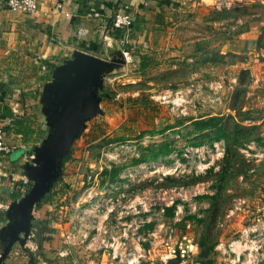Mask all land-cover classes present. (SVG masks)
Returning <instances> with one entry per match:
<instances>
[{
  "label": "rangeland",
  "instance_id": "1",
  "mask_svg": "<svg viewBox=\"0 0 264 264\" xmlns=\"http://www.w3.org/2000/svg\"><path fill=\"white\" fill-rule=\"evenodd\" d=\"M244 7L221 16L228 25L239 18L244 27L255 19H249ZM206 19L186 13L181 25L192 30L195 39L209 29ZM260 28L258 41L264 47V27ZM222 32L226 38V29ZM216 50L212 40L188 45L180 56L162 55L158 63L143 68L132 57L113 72L103 69L95 91L100 114L82 120L59 158L56 177L38 201L43 207L31 211L28 231L36 234L41 260L46 264H264L260 103L264 88L256 87L241 67L222 69L227 62L246 59L245 55L228 51L220 55ZM233 72L237 86L234 90L225 86L224 94L217 95L221 78ZM248 89L255 93L246 95ZM230 95L235 97L231 104L247 107L225 117L228 142L214 140L210 131L193 130L189 119L223 111ZM245 118L262 120L257 125L236 122ZM56 127L51 122V131ZM163 142L170 144L172 153L134 162ZM100 165L119 166L121 171L113 180L100 173L102 194L91 205L77 203L89 185L87 174ZM172 204L173 214L164 215L162 207ZM149 221L154 223L150 230L143 227ZM26 233L20 231L12 246H21L28 255L23 244ZM183 234L186 239L180 237ZM170 251L172 256L165 258Z\"/></svg>",
  "mask_w": 264,
  "mask_h": 264
},
{
  "label": "crops",
  "instance_id": "2",
  "mask_svg": "<svg viewBox=\"0 0 264 264\" xmlns=\"http://www.w3.org/2000/svg\"><path fill=\"white\" fill-rule=\"evenodd\" d=\"M36 1L37 10L32 14L11 11L0 5V99L2 106H8L21 121V124H13L0 113L5 142L14 146L9 153L0 155V254L9 240L15 205L25 194L27 185L33 182L31 173L37 163L32 156L44 144L49 132L48 91L76 53L88 52L107 62L108 52L118 46L128 51L131 58L149 65L158 63L162 55L180 56L188 45L197 47L216 40V53L224 55L228 51L232 55L246 56L241 61L227 62L222 68L224 72L241 67L256 87L264 88V47L258 41L260 27H264V6H260L264 0H248L238 7L220 9L207 0H120L118 7L130 13L134 21V27L126 33L111 25L107 27L116 0ZM258 5L259 10L256 9ZM240 7L248 8L249 19L251 16L255 19L243 27L239 18H232L233 22L228 25L222 12L227 10L234 14ZM257 10L259 13L254 14ZM186 13H199L207 18L209 29H205L201 37L193 39V31L183 29L181 20ZM222 29H226V38H223ZM237 83L235 72L222 77L217 85V95L221 91L224 94L225 86L233 89ZM254 93L253 90L246 91V95ZM256 97L260 98L258 94ZM222 98L219 97L220 101ZM234 99V95H230L223 111L206 113L203 117L215 114L226 119V116H234L238 109L244 112L245 103L237 107L231 104ZM260 103L264 109V102ZM260 121L245 118L243 122H236L257 125ZM219 142L225 143L224 140ZM64 160L62 158L61 164ZM13 193L21 195L12 199ZM41 206L37 202L34 208L37 211ZM30 260V253L27 255L21 246L13 245L0 264H46L38 252L34 253L33 261Z\"/></svg>",
  "mask_w": 264,
  "mask_h": 264
},
{
  "label": "water",
  "instance_id": "3",
  "mask_svg": "<svg viewBox=\"0 0 264 264\" xmlns=\"http://www.w3.org/2000/svg\"><path fill=\"white\" fill-rule=\"evenodd\" d=\"M119 2L120 0L114 2L107 20V27ZM108 56L110 59L106 62L88 52H78L65 64L63 73L52 83L47 97L49 132L44 144L38 150L36 149L32 156V160L37 163L31 173L33 182L29 191L15 205V219L11 226L9 240L0 254V263L14 243L17 234L20 231H26V239L30 232L28 226L31 211L56 177L59 158L67 150L73 133L81 129L84 118L100 114L99 98L95 91L96 87L100 86L103 69L107 71L126 63L125 56L118 46L112 48ZM51 122L57 123L54 131H51Z\"/></svg>",
  "mask_w": 264,
  "mask_h": 264
},
{
  "label": "built area",
  "instance_id": "4",
  "mask_svg": "<svg viewBox=\"0 0 264 264\" xmlns=\"http://www.w3.org/2000/svg\"><path fill=\"white\" fill-rule=\"evenodd\" d=\"M207 1L210 2L215 8L220 9V8L238 7L240 5H243L248 0H207ZM0 5H5L11 11L26 13V14H32L37 10L36 0H0ZM110 25L113 28L119 29L123 33H126L132 30V28L134 27V21L130 13H128L124 9H121L120 7H117V9L114 11L112 15ZM122 52L126 60L131 59V55L129 54L128 51L122 50ZM13 148H14L13 145H9L5 142L4 130L0 126V155L9 153L10 151H12ZM102 169L103 167L100 165L99 167H96L94 170H90V172L87 174L86 178L89 185L82 190L81 194L78 197L79 199H77V203L83 202L85 204L91 205L93 201L96 199V196L102 194L100 188L98 187L99 186L98 177ZM180 237L186 239L187 236L183 234ZM24 246L28 248L30 252H38L39 243L37 242L36 234L33 231L30 230V232L26 236ZM171 256L172 254L170 251L169 255H166L165 258H169Z\"/></svg>",
  "mask_w": 264,
  "mask_h": 264
},
{
  "label": "trees",
  "instance_id": "5",
  "mask_svg": "<svg viewBox=\"0 0 264 264\" xmlns=\"http://www.w3.org/2000/svg\"><path fill=\"white\" fill-rule=\"evenodd\" d=\"M113 4H112V6H113ZM140 66L143 68L146 66V64L144 62H142L140 64ZM137 100L138 99H136V101ZM0 113H1V115H4V116L10 118L13 124H21V121L14 116V114L12 113L11 109L8 106H6V105L2 106L1 99H0ZM189 121H190V124L193 126V130H195L196 132H199L202 134V133H206L205 131H210L209 134H212V137L214 140H216V141L224 140V142L229 141V135L227 132V128L225 127V119L222 116L214 115V116H210L207 118L196 119V120L189 119ZM23 133L27 134L28 132H23ZM200 143L201 142H199L197 144L199 145ZM172 152H173V148L170 146V144L163 142V143L159 144L158 146H156L155 148L149 149L148 153L146 155L145 154L141 155L139 158L134 160V162L139 164L143 161H146L147 159H154L155 160L161 156L169 155ZM120 171H121V167L111 165V167L109 169L103 168L101 173L106 174L108 176V179L113 180L115 178V176ZM103 181L104 180H102L101 182H103ZM30 187H31V184L29 183L27 185V188H25V190H24L25 193L27 191H29ZM20 195L21 194H19V193H13V194H11V198L16 199ZM174 208H175L174 204H172L170 206L162 207L163 214L166 216L172 215ZM186 218L188 219L189 216H187ZM153 226H154V223L151 221L146 222L143 225V227H145L149 230L152 229ZM34 253L35 252H30V255H31L30 261H33Z\"/></svg>",
  "mask_w": 264,
  "mask_h": 264
}]
</instances>
